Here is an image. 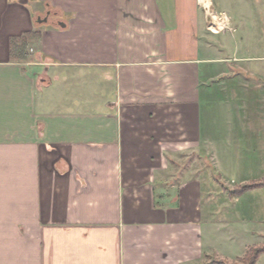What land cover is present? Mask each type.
Listing matches in <instances>:
<instances>
[{"label":"crops","instance_id":"crops-1","mask_svg":"<svg viewBox=\"0 0 264 264\" xmlns=\"http://www.w3.org/2000/svg\"><path fill=\"white\" fill-rule=\"evenodd\" d=\"M254 15L250 0H0V264H241L264 247V186L236 194L264 182Z\"/></svg>","mask_w":264,"mask_h":264},{"label":"trees","instance_id":"trees-1","mask_svg":"<svg viewBox=\"0 0 264 264\" xmlns=\"http://www.w3.org/2000/svg\"><path fill=\"white\" fill-rule=\"evenodd\" d=\"M39 37L38 33H30L23 37L13 38L11 40V57L14 61L23 62L29 59L30 48L34 40ZM264 186L262 183H252L241 188H238L236 194H240L244 191L251 190L253 188ZM264 252V247H253L249 250L246 256L241 260V264H255L261 253ZM212 264H230L224 261H215ZM238 264V263H231Z\"/></svg>","mask_w":264,"mask_h":264},{"label":"rangeland","instance_id":"rangeland-1","mask_svg":"<svg viewBox=\"0 0 264 264\" xmlns=\"http://www.w3.org/2000/svg\"><path fill=\"white\" fill-rule=\"evenodd\" d=\"M250 1H251V6L254 9V12H256V15H254L256 22L261 23V25L264 26V0H250ZM235 11H237V10H235ZM233 17H235L237 20H239V18L236 14H233ZM215 261L216 260H212V259L207 260L205 262V264H212Z\"/></svg>","mask_w":264,"mask_h":264},{"label":"bare ground","instance_id":"bare-ground-1","mask_svg":"<svg viewBox=\"0 0 264 264\" xmlns=\"http://www.w3.org/2000/svg\"><path fill=\"white\" fill-rule=\"evenodd\" d=\"M213 12V11H212ZM210 13V12H209ZM211 17V16H210ZM221 18V17H220ZM213 20V19H212ZM211 21V20H210ZM221 21V20H220ZM213 22V21H212ZM220 23H224L223 21L222 22H220ZM214 24V23H213ZM219 29V28H218ZM217 30V29H216ZM218 31V30H217Z\"/></svg>","mask_w":264,"mask_h":264},{"label":"water","instance_id":"water-1","mask_svg":"<svg viewBox=\"0 0 264 264\" xmlns=\"http://www.w3.org/2000/svg\"><path fill=\"white\" fill-rule=\"evenodd\" d=\"M39 22H42L41 19L39 20Z\"/></svg>","mask_w":264,"mask_h":264}]
</instances>
